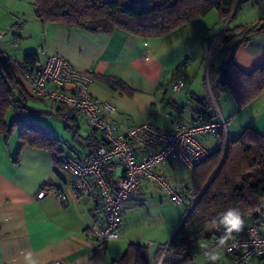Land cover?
Wrapping results in <instances>:
<instances>
[{"label": "crops", "instance_id": "crops-1", "mask_svg": "<svg viewBox=\"0 0 264 264\" xmlns=\"http://www.w3.org/2000/svg\"><path fill=\"white\" fill-rule=\"evenodd\" d=\"M244 2L250 3L255 16L247 18L250 13L243 12L234 26L251 24L264 17V0ZM3 3L15 18L7 19L3 30L0 25V31H4L0 32V51L10 58L17 78L26 86L23 71L16 66L23 54L35 53L39 66L49 54L60 55L76 70L93 76L89 86L92 96L114 104L116 109L107 113V118L117 132H126L142 123L168 127L175 120L188 124L199 122L196 111L210 94L209 63L214 67L221 65L229 48L235 49L234 63L244 73H252L264 64V32L238 46L240 36L235 37L215 48L211 54L215 55L214 59L207 62L206 54L210 48L212 52L222 31L214 30L224 24L217 15L216 20L211 15L215 20L211 30L198 25L212 11L163 36L144 38L120 28L104 34L43 22L34 13V0H4ZM20 4H26L27 8ZM0 12L1 22L5 13ZM208 35L215 36L211 44ZM179 75L185 77V83L175 92L171 84ZM113 81H120L124 88L111 87L109 82ZM233 94L225 86L218 97L221 113L228 120L227 135L237 137L246 127L264 135V89L242 106L236 104ZM26 104L37 111L29 117L30 121L58 139L62 153L75 150L83 160L90 157L100 133L84 120L66 127L62 114L71 108L57 112V103L32 97ZM14 114L10 106L5 117L7 126L11 125ZM214 137L212 143L199 141L212 151L220 144L218 136ZM15 156H18L17 162ZM120 170L117 163L106 169L113 184ZM154 171L184 195L185 201L173 202L157 183L146 179L143 188L132 192L123 204L119 238L108 241L102 251L94 252L95 240L90 227L104 218L101 200L80 193L73 186L72 176L61 163H55L47 149L21 147L19 128H14L9 136L0 133V264H23L25 252H31L38 264H53L57 260L66 264H137L133 252L123 258L125 253L131 244L144 247L149 241L153 244L146 248L145 255L156 257V245L170 242L188 211L194 173L192 168L179 162L160 164ZM47 187L65 199L55 193L39 196ZM243 220L241 230L228 231V238L242 234L255 221L252 216ZM259 229L264 233V223H260ZM210 240L200 237L189 244L191 264H233L232 255L222 253L218 246L212 247ZM213 252L221 254L219 261L206 259Z\"/></svg>", "mask_w": 264, "mask_h": 264}, {"label": "trees", "instance_id": "trees-1", "mask_svg": "<svg viewBox=\"0 0 264 264\" xmlns=\"http://www.w3.org/2000/svg\"><path fill=\"white\" fill-rule=\"evenodd\" d=\"M244 1L34 0V13L43 22H54L69 28L104 34L120 28L144 38H151L163 36L215 10L223 23L231 19L217 36L211 52L213 53L215 48L237 36H240V41L236 46L264 32V17L251 24L230 26L236 4L238 3V9ZM214 37L208 38L210 44ZM234 50L229 48L225 51V59L218 67L209 63L210 94L205 101L200 102L201 108L196 111L199 121L212 119L211 96L218 104L219 94L225 86L234 93L238 106H242L264 89V64L252 73H244L234 63ZM16 66L24 72H34L40 68L35 53L23 54ZM109 85L124 88L120 81L109 82ZM30 98L26 86L13 70L10 58L0 51V133L9 136L14 128H19L21 147L29 145L47 149L55 163L60 164L62 149L58 139L29 119L37 113L26 104ZM10 106H14L15 115L11 125L7 126L5 117ZM65 109L67 108L58 104L57 112ZM62 115L66 120V127L77 121L73 109H68ZM217 136L220 142L218 148L210 151L204 161L192 167L193 193L196 200L189 206L168 244L170 249L186 252L184 258L175 264H191L188 246L197 238H228V228L222 220L230 210H239L242 218L252 216L254 224H259L255 209L264 201V135L246 127L234 138L222 133ZM101 141V138L98 139V144ZM225 148L224 159L209 182L222 160ZM14 161H18V156L14 157ZM106 176L108 177L107 173ZM108 179L112 183L109 177ZM145 250L146 246L131 244L123 258H128L133 252L135 261L141 263L144 261Z\"/></svg>", "mask_w": 264, "mask_h": 264}, {"label": "built area", "instance_id": "built-area-1", "mask_svg": "<svg viewBox=\"0 0 264 264\" xmlns=\"http://www.w3.org/2000/svg\"><path fill=\"white\" fill-rule=\"evenodd\" d=\"M2 34L0 33V38ZM5 54L4 51H1ZM22 78L28 94L36 100L51 101L76 112L77 120L86 121L100 133L102 141L87 160L81 159L75 150L63 152L60 161L73 180V186L82 194L101 200L104 209L103 220L96 221L90 227L95 240V251H102L104 245L119 238V226L122 220V207L132 192L140 191L144 181L151 179L157 183L175 203H183L185 196L173 187L163 175L154 171L155 167L166 162H179L186 167L204 161L210 151L198 140L202 135H227L228 120L223 117L219 105L212 100V119L196 123L175 120L168 127H157L149 123L139 124L126 132H117L107 113L115 111L108 100L98 99L89 92L93 76L76 70L65 58L56 53L49 54L37 71L24 72ZM185 83V77H176L171 88L177 92ZM14 109V106H13ZM15 113V111H14ZM15 115V114H14ZM119 164L121 170L114 176V184L106 176V169ZM55 193L64 200L65 196L53 188H45L39 196ZM188 197L193 204L196 195ZM257 224H253L242 234L222 238L214 236L210 240L212 247L232 255L233 264H264V233L259 225L264 223V201L255 209ZM224 243H221V241ZM153 243H146L148 249ZM169 243L156 245L157 255L147 253L144 261L137 264H175L186 254L168 247ZM53 264H66L57 260Z\"/></svg>", "mask_w": 264, "mask_h": 264}, {"label": "rangeland", "instance_id": "rangeland-1", "mask_svg": "<svg viewBox=\"0 0 264 264\" xmlns=\"http://www.w3.org/2000/svg\"><path fill=\"white\" fill-rule=\"evenodd\" d=\"M2 3H1V5H0V11H3V14H4V16L3 15H1V16H3L2 18H1V22H0V25H2V29L1 30H3V27H5V26H7V24H8V20L7 19H12V18H15V16H13V15H11V12L4 6V0H2L1 1ZM20 5H22V6H25V9L27 8V5L26 4H20ZM252 10L250 9V3H245V2H242L241 3V5H240V7L234 12L235 14H234V16H233V18H232V20H231V22H230V26H234V24H235V20H236V18H238V17H240L241 15H242V13L244 12V13H250V16L248 15V17L247 18H250L251 16H252V14H253V16H255V12H251ZM1 13V12H0ZM211 15H214L215 16V20H216V15H217V17L219 18V16H218V14H217V12L215 11V10H212V14H210L209 16H207V18H205V19H202V20H200L201 22H200V24H198L201 28H203L204 26H205V28L204 29H208V28H210V30L212 29V27H213V24H215V20H214V16H211ZM251 18H254V17H251ZM231 18H229L223 25H220L219 27H217V29H215L214 31H217L218 29H220V30H222L226 25H227V23L229 22V20H230ZM250 20V19H249ZM14 22H15V19H14ZM197 23H199V22H197ZM195 25V24H194ZM197 25V24H196ZM198 26V27H199ZM200 28V29H201ZM203 29V30H204ZM200 31V30H199ZM213 31V32H214ZM1 33H4V31H0ZM215 33V32H214ZM213 33V34H214ZM199 34V33H198ZM208 37H211V35H208ZM212 53H211V48L209 49V51L207 52V54H206V60H207V62L209 61V60H211L212 58L214 59V57H215V55H211ZM192 70H194V69H192ZM223 103V100L221 101V105H223L222 104ZM219 105V104H218ZM230 130V129H229ZM82 131H83V129H82ZM199 140L202 142V143H204V144H206L205 142H214L215 141V137H214V135H205V136H201V137H199ZM207 140V141H206ZM199 263H201V264H203V262H199Z\"/></svg>", "mask_w": 264, "mask_h": 264}, {"label": "clouds", "instance_id": "clouds-1", "mask_svg": "<svg viewBox=\"0 0 264 264\" xmlns=\"http://www.w3.org/2000/svg\"><path fill=\"white\" fill-rule=\"evenodd\" d=\"M222 222L228 226L229 233L233 231L239 232L244 224L242 213L239 210H230L223 217ZM221 243H224V241L222 240ZM206 259L217 262L221 259V254L219 252H213ZM23 264H38V262L33 258L31 252H25L23 254Z\"/></svg>", "mask_w": 264, "mask_h": 264}, {"label": "water", "instance_id": "water-1", "mask_svg": "<svg viewBox=\"0 0 264 264\" xmlns=\"http://www.w3.org/2000/svg\"><path fill=\"white\" fill-rule=\"evenodd\" d=\"M237 4H238V3H237ZM237 4H236V6H235V9H234L233 13H234V12L236 11V9H237ZM233 13H232V15H233ZM232 15H231V16H232ZM225 151H226V148H225V150H224V154H223L222 160H221L220 164L218 165L217 169L215 170L214 174H213L212 177L210 178L209 182L211 181V179L214 177L215 173H216L217 170L219 169V167H220V165H221V163H222V161H223V159H224ZM209 182H208V183H209ZM208 183H207V184H208Z\"/></svg>", "mask_w": 264, "mask_h": 264}]
</instances>
